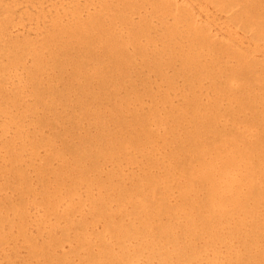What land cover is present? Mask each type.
Listing matches in <instances>:
<instances>
[{
  "label": "bare ground",
  "instance_id": "bare-ground-1",
  "mask_svg": "<svg viewBox=\"0 0 264 264\" xmlns=\"http://www.w3.org/2000/svg\"><path fill=\"white\" fill-rule=\"evenodd\" d=\"M0 264H264V0H0Z\"/></svg>",
  "mask_w": 264,
  "mask_h": 264
}]
</instances>
